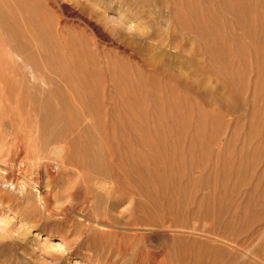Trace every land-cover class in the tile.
Masks as SVG:
<instances>
[{
    "label": "rangeland",
    "instance_id": "rangeland-1",
    "mask_svg": "<svg viewBox=\"0 0 264 264\" xmlns=\"http://www.w3.org/2000/svg\"><path fill=\"white\" fill-rule=\"evenodd\" d=\"M0 3L22 29L0 31V264H122L119 241L173 264H259L264 0ZM44 101L62 117L46 132L26 116ZM58 129L132 155L141 195L110 212L126 228L79 210L66 153L40 149Z\"/></svg>",
    "mask_w": 264,
    "mask_h": 264
},
{
    "label": "bare ground",
    "instance_id": "bare-ground-1",
    "mask_svg": "<svg viewBox=\"0 0 264 264\" xmlns=\"http://www.w3.org/2000/svg\"><path fill=\"white\" fill-rule=\"evenodd\" d=\"M78 4H80V3H78ZM80 5H78V6H80ZM4 8H6V7H4ZM4 8L2 9L0 6V31L1 32L2 31L7 32L8 35L13 36L12 39L16 38L19 40V42H21L20 31L22 29L20 30V28L18 26L16 16L14 14H12L11 10H10L11 13L10 12L8 13V11L6 12V10ZM84 8H86V7L83 6V9ZM6 9H9V8H6ZM85 11L87 12V9L86 10L84 9V12ZM86 12L84 13L85 15H86ZM89 13H91V12H89ZM29 16H31V14ZM33 16L29 17L28 19H31ZM91 16H93V15H91ZM35 19L36 18H34V20ZM33 22H34L33 20H30L29 24H28V26L30 25L31 28L33 29V32L34 31L36 32L37 30H41L39 28L40 26L38 27L37 25L34 24L36 21L34 23ZM37 22H38V20H37ZM94 27H96V26H94ZM34 28L37 30H34ZM66 30L67 29H65V31ZM41 38H42V36H41ZM16 39L13 41L17 42ZM25 60L27 61V63L31 62L30 59L28 60L27 57H25ZM65 67H66V65H65ZM66 71H67V69H66ZM22 101H24V100H22ZM47 105H48V102L44 101L42 104H40V106L37 107V109L33 105V106H31L30 110H28V111L26 110L27 111L26 116L28 119L34 115L39 116V118L42 121L41 123H43L42 126H43L45 132L49 128H51L53 121L56 123L57 122L61 123L60 120H62L61 115L59 113H57L56 111H55V113L51 112L49 110L50 108L48 109ZM23 107H24V105H23ZM18 109L23 110L22 107H20ZM54 110H55V108H54ZM59 130L60 129H58L57 130L58 132L55 134L44 137V139L41 142V145H40L41 148L40 149L49 148V150H50V147L52 145H56L55 149H53L51 151L57 152L58 150H60V152H61L63 149L64 152L66 153L64 155L65 159L63 161L65 163L71 165L76 170L75 172H77V174H78V177L76 180V185H75L76 189H75V191L71 192L70 196L75 197V196H78L79 193H81V195L83 194V196L87 197V198H84L85 201L82 203V207L79 210L84 211V208H85L86 210L89 209L90 212L95 213L96 215H94V216L99 217V218H97V219L93 218L94 221H97L98 223H100L101 225H104V226L106 225V226H111V227L112 226L121 227V226L116 225V223H118L119 225H122L121 221L118 222V220L116 218H114V216H112V214H110V212L114 211L116 206L121 202V200L123 198H125V196H130L131 198L134 199L136 194L141 195L142 190H140V189H141V187H143V182H144V177H142V175H141L142 171L140 169L137 170L136 168H139V167L136 166V164L131 163L132 155L131 156H128L127 154L126 155H120V154L117 155L116 153H114V152L112 153L111 151L107 152L106 154H102V153L98 152L96 149H94L92 144L90 142H88V140H87V142H82V141H79L77 137L68 136V135L63 136V135H61V132H59ZM59 144H61L62 146L61 145H60V147L57 146ZM56 152L54 154H57ZM118 152H120V151H118ZM50 153H52V152H50ZM58 154H61V153H58ZM129 167H131V168H129ZM132 167L134 169H132ZM135 173L137 174L136 177L134 175ZM144 173H145V171H144ZM119 174H122L124 177H122L120 179ZM133 177H134V179H133ZM62 209H64L65 213L68 212L69 209H70V211L75 212V210H74L75 208L69 207V209H68L67 205H64ZM52 210H50L49 212L51 213ZM76 211H77V208H76ZM129 224H131V223L129 222ZM122 226H123V229L126 228V227H124L126 225H122ZM116 243L119 244V251H118L119 255H122L123 256L122 258H125V260L122 264H169V263L173 264L172 263L173 253H171V252L154 251L153 249H146V248L135 246V244H133V243L129 244V245H124L127 242L124 243L123 241H119ZM262 249H264V248H262ZM110 252H111L110 255H112V251H110ZM247 254H248V252H247ZM261 255L259 253H256V251L249 250L248 256L253 257L256 260H258L260 263L264 264V256H263L264 254L262 255L263 256L262 258H261ZM256 260H254V261L256 262ZM116 261H113L112 263H110L111 261L108 262V260H107L106 264H118L119 260L117 261L118 263H116ZM176 264H179V263H176Z\"/></svg>",
    "mask_w": 264,
    "mask_h": 264
}]
</instances>
